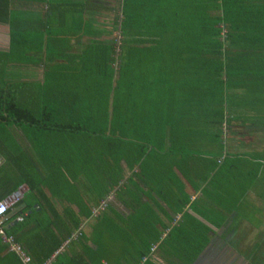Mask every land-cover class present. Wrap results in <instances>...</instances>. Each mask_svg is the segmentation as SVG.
<instances>
[{
	"label": "trees",
	"instance_id": "1",
	"mask_svg": "<svg viewBox=\"0 0 264 264\" xmlns=\"http://www.w3.org/2000/svg\"><path fill=\"white\" fill-rule=\"evenodd\" d=\"M0 24L7 26V46L0 49V155L14 161L19 147L7 130L13 126L39 169L33 178L21 166L16 185L25 184L24 198L38 207L46 194L71 202L85 169L118 189L123 169L146 167L144 157L161 154L166 137L171 153L187 152L188 138L200 141L207 121L219 122L223 81L264 83V0H0ZM8 67H34L40 77L16 80ZM165 89L168 105L160 97ZM67 214L70 234L78 221ZM11 217L4 234L23 247L30 264L48 261L59 246L23 242L19 225L6 228ZM189 234L173 227L158 243L164 254L177 241L166 264L195 259ZM0 264H22L1 238Z\"/></svg>",
	"mask_w": 264,
	"mask_h": 264
},
{
	"label": "crops",
	"instance_id": "2",
	"mask_svg": "<svg viewBox=\"0 0 264 264\" xmlns=\"http://www.w3.org/2000/svg\"><path fill=\"white\" fill-rule=\"evenodd\" d=\"M6 46L7 26L0 24V49ZM25 69L37 72L28 80L39 79L37 68ZM263 85L261 78L223 81L219 122L207 121L208 134L200 141L188 138L187 152L171 153L166 137L160 143L161 154L144 157L146 167L123 169L118 189L105 184L96 170L85 169L69 203L46 194L38 207L24 198L27 186L16 185L21 166L33 178L39 169L21 132L7 126L19 149L13 150V162L0 155V200L23 190L16 208L17 203L7 212L6 220L13 217L6 228L19 225L21 240L30 246L37 239L50 248L58 245L49 264H142L141 252L149 244L157 246L179 226L187 228V235L191 231V252L198 251L191 264H264ZM56 191L65 195L61 188ZM101 196L105 207L97 212ZM27 204L32 205L28 210ZM38 210L46 219L39 228ZM67 212L78 221L70 234ZM41 229L45 231L39 234ZM153 237L157 239L152 241ZM177 246L174 239L162 249L164 254L155 249L152 264H166L165 257Z\"/></svg>",
	"mask_w": 264,
	"mask_h": 264
},
{
	"label": "built area",
	"instance_id": "3",
	"mask_svg": "<svg viewBox=\"0 0 264 264\" xmlns=\"http://www.w3.org/2000/svg\"><path fill=\"white\" fill-rule=\"evenodd\" d=\"M22 190L23 188L20 187L16 191L12 192L5 199L0 200V238L2 242L8 245V249L17 255V257L20 259V261L23 264H30L31 261L30 257L24 253L23 248L17 243L13 242L12 238L10 236H6L3 232V224L6 220L7 212L13 205H15L20 200ZM104 207H105V202L101 201L96 209L97 212L99 210H102ZM21 219H22L21 217H17L18 221H21ZM155 247H156L155 245L150 247L148 255L141 258V263L145 262L147 259L152 257ZM43 264H49V262L47 261Z\"/></svg>",
	"mask_w": 264,
	"mask_h": 264
},
{
	"label": "rangeland",
	"instance_id": "4",
	"mask_svg": "<svg viewBox=\"0 0 264 264\" xmlns=\"http://www.w3.org/2000/svg\"><path fill=\"white\" fill-rule=\"evenodd\" d=\"M2 36H3V34H2ZM4 41H5V37H4ZM7 71L9 73L10 77H12L13 79H16V80H18V79L27 80V79H30L31 75H36L37 74L36 70H34V69H25V68H19V67H9ZM173 94L170 93V96H172ZM162 95H164V101H161L162 104H165V103L167 104L168 103L167 100H168L169 94H167L166 89H165L164 93L162 92L160 97Z\"/></svg>",
	"mask_w": 264,
	"mask_h": 264
}]
</instances>
